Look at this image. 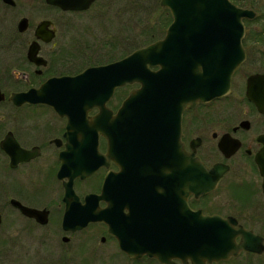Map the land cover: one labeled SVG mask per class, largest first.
<instances>
[{
  "label": "flooded vegetation",
  "instance_id": "1",
  "mask_svg": "<svg viewBox=\"0 0 264 264\" xmlns=\"http://www.w3.org/2000/svg\"><path fill=\"white\" fill-rule=\"evenodd\" d=\"M113 1L0 0V264H264V110L246 96L249 76L264 77V28L245 25L262 0H229L253 13L243 18L245 58L229 93L180 116L127 104L138 82L114 87L98 123L101 108L84 109L79 81L59 105L24 100L49 79L143 47L127 52L125 34L106 50L69 41L75 18L95 8L104 16ZM188 47L189 70L202 72L207 49ZM100 127L108 135L93 136ZM81 165L93 168L84 178ZM198 228L205 241L184 257L148 250Z\"/></svg>",
  "mask_w": 264,
  "mask_h": 264
},
{
  "label": "water",
  "instance_id": "2",
  "mask_svg": "<svg viewBox=\"0 0 264 264\" xmlns=\"http://www.w3.org/2000/svg\"><path fill=\"white\" fill-rule=\"evenodd\" d=\"M49 1L59 3V0ZM89 3L90 0H86L84 6L78 4L66 7L82 8ZM160 4L168 8L172 16V21L161 39L134 50L117 62L87 68L75 77L49 79L40 90L27 93L23 99L56 106L61 103L60 100L66 99L65 97L72 99V90L79 81L80 87L87 91L86 94H81L82 97H86L87 106L84 109L96 104L101 108L102 117L94 119L98 123L105 121L104 116H107L104 101L111 95L116 85L126 82L140 84L130 93L127 104L141 105L146 112L153 113L159 110L160 113H175L178 116L187 105L193 106L198 101L207 102L229 93L231 76L245 58L242 46L245 27L242 19L253 17V13L234 5L229 0H160ZM189 44H200L202 48L207 49L205 60L199 61L206 65L202 72L198 67L194 68L197 72L189 70L187 54L191 48L188 47ZM154 66L159 68L153 70ZM173 73L185 76L182 82H185V86L174 87L173 83L176 82L178 85L179 82L178 78L172 79ZM262 78L264 79L259 74L249 76L246 90L247 98L261 112L264 110ZM50 90L55 92L49 93ZM52 99H55L56 103ZM120 113L121 110L118 115ZM98 131L108 135L106 129L100 127L94 129L93 136H96ZM92 169L90 166L81 165L77 174L84 178ZM210 172L218 175L220 170L215 165ZM212 224L211 220L207 221L208 226ZM180 232L185 234V231ZM200 232L199 228L192 233L188 229V238L185 237L186 234L179 237L176 234L173 237L161 236L154 240L155 245L151 244L148 250L156 252L158 256L175 250L176 255L184 257L185 251L198 248L197 242L203 240ZM211 239L210 236L209 241ZM221 240L220 238L219 242Z\"/></svg>",
  "mask_w": 264,
  "mask_h": 264
},
{
  "label": "rangeland",
  "instance_id": "3",
  "mask_svg": "<svg viewBox=\"0 0 264 264\" xmlns=\"http://www.w3.org/2000/svg\"><path fill=\"white\" fill-rule=\"evenodd\" d=\"M159 2L160 0L113 1L111 11L104 16L100 15L102 13L95 8L90 15L86 13L80 15L78 19L75 18L78 25L67 34V37L69 36L70 42L81 45L87 44L88 47L94 46L92 44H98L97 46L104 50L105 47L102 44L117 42L116 40L125 34L127 36L125 42L127 52L137 46H145L147 43L162 37L165 28L171 21L170 12L162 7ZM259 3L264 4V0L259 1ZM245 25L246 29L249 27L253 33L263 30L264 11L260 10L258 16L249 20ZM69 49L74 51L72 46ZM126 51L124 50V52ZM134 86H128V89ZM223 103V101H219L215 105ZM239 104L241 106L247 105L242 100ZM247 109L250 108L247 107Z\"/></svg>",
  "mask_w": 264,
  "mask_h": 264
},
{
  "label": "trees",
  "instance_id": "4",
  "mask_svg": "<svg viewBox=\"0 0 264 264\" xmlns=\"http://www.w3.org/2000/svg\"><path fill=\"white\" fill-rule=\"evenodd\" d=\"M166 10H168L167 8H166ZM164 23H166V22H164ZM169 24V23H168ZM167 25V24H166ZM156 40V39H155ZM152 42V41H151ZM150 43V42H149ZM149 43H147V44H149Z\"/></svg>",
  "mask_w": 264,
  "mask_h": 264
}]
</instances>
